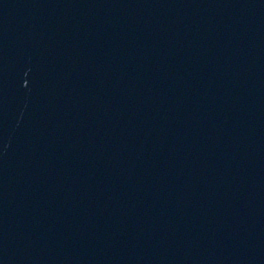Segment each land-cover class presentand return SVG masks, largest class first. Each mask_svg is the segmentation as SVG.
<instances>
[{
	"label": "water",
	"instance_id": "water-1",
	"mask_svg": "<svg viewBox=\"0 0 264 264\" xmlns=\"http://www.w3.org/2000/svg\"><path fill=\"white\" fill-rule=\"evenodd\" d=\"M0 264H264V0H0Z\"/></svg>",
	"mask_w": 264,
	"mask_h": 264
}]
</instances>
